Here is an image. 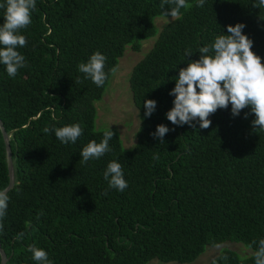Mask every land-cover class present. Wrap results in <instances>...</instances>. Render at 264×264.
Wrapping results in <instances>:
<instances>
[{"label":"trees","instance_id":"1","mask_svg":"<svg viewBox=\"0 0 264 264\" xmlns=\"http://www.w3.org/2000/svg\"><path fill=\"white\" fill-rule=\"evenodd\" d=\"M189 2L193 7L182 9V18L169 16L158 27L154 18L166 16L160 0H36L32 23L21 32L27 47L18 49L27 67L10 78L0 65V120L14 170L0 231L5 264H36L30 245L47 251L53 264L189 263L226 241L255 251L252 242L264 238V131L253 130L254 114L245 108L233 117L229 105L202 129L198 121L195 128L173 125L166 113L179 69L200 55L183 60L185 49L212 43L227 25H246L242 31L264 63V8L252 6L258 0H205L199 8ZM3 15L0 9V24ZM150 38L153 44L128 77L140 120L136 141L126 147L109 127L111 151L81 164L82 148L108 130L97 129L95 102L114 73L97 87L78 65L100 51L108 58L105 70L117 69L126 46L140 51ZM144 99L157 102L150 117ZM73 123L84 129L75 144L43 131ZM158 124L174 129L164 143L152 135ZM113 160L123 166V192L109 189L103 178ZM8 180L0 129V189ZM221 251L228 260L218 264H254L252 252Z\"/></svg>","mask_w":264,"mask_h":264},{"label":"clouds","instance_id":"2","mask_svg":"<svg viewBox=\"0 0 264 264\" xmlns=\"http://www.w3.org/2000/svg\"><path fill=\"white\" fill-rule=\"evenodd\" d=\"M204 5L205 0H195L196 7ZM252 6L264 8V0H258ZM160 7L166 9V16L180 19L181 10L190 9L193 4L189 0H160ZM0 9L4 10V20L0 24V65L4 66L10 78H15L20 69L27 67L26 57L18 49L27 47V38L21 32L32 23L36 0H4V3H0ZM245 27L240 22L229 24L226 26L227 32L217 35L212 43L201 46L196 51L185 49L183 60L191 57L194 52L200 55L198 59H188L186 67L180 68L174 79L175 85L169 92L173 96L172 107L166 113L167 119L173 125L195 128L194 122L198 121L200 128L208 129L211 125L209 117L230 105L233 117L249 108L255 116L251 122L253 130L264 131V63L253 52L252 39L242 31ZM107 59L106 55L95 51L86 62L78 65V71L85 79H90L97 87H102L109 72L116 71L114 67L105 70ZM78 82L83 83L82 80ZM143 107L145 117H150L156 110L157 102L154 99H144ZM171 130L174 129L158 124L152 135L164 143L165 135ZM43 131L46 134L54 132L55 137L67 145L75 144L83 135L84 129L79 123H73L61 127H45ZM113 136L114 132L108 128L99 142H88L79 153L81 164L98 160L111 151L110 141ZM153 158L159 157L154 155ZM103 178L109 189L123 192L128 187L123 166L117 160L107 164ZM11 190L10 185L0 189V231H3V219L7 215ZM252 244L256 245L253 252L254 264H264V238L254 240ZM28 251L36 264H53L44 249L30 245ZM227 260L228 256L221 251L211 264Z\"/></svg>","mask_w":264,"mask_h":264},{"label":"rangeland","instance_id":"3","mask_svg":"<svg viewBox=\"0 0 264 264\" xmlns=\"http://www.w3.org/2000/svg\"><path fill=\"white\" fill-rule=\"evenodd\" d=\"M169 18L166 16L155 17L154 24L161 27L171 19ZM154 38L143 40L140 51H134L129 46L125 47L123 55L118 60L117 69L109 79L101 100L95 102L97 129L116 128L126 147L133 146V143L136 141L135 134L140 124L138 110L133 104L132 98H130L131 92L128 77L133 65L148 51L154 42ZM225 248L237 251L241 255L253 253L249 247L241 243L226 241L215 246L206 247L203 253L189 263H163L153 259L147 264H209V261Z\"/></svg>","mask_w":264,"mask_h":264},{"label":"water","instance_id":"4","mask_svg":"<svg viewBox=\"0 0 264 264\" xmlns=\"http://www.w3.org/2000/svg\"><path fill=\"white\" fill-rule=\"evenodd\" d=\"M0 129L2 132V136L5 142V151H6V161H7V167H8V175H9V180H8V185L7 187L13 186L14 184V170H13V162H12V155H11V149L9 145V133L4 130L2 121L0 120ZM6 188V187H5ZM0 264H5L7 262L8 257L6 256L5 251L0 245Z\"/></svg>","mask_w":264,"mask_h":264}]
</instances>
